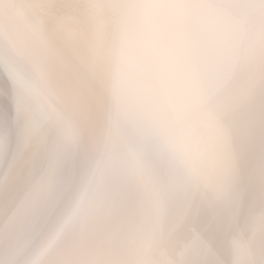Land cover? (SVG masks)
<instances>
[{"label":"bare ground","instance_id":"obj_1","mask_svg":"<svg viewBox=\"0 0 264 264\" xmlns=\"http://www.w3.org/2000/svg\"><path fill=\"white\" fill-rule=\"evenodd\" d=\"M0 264H264V0H0Z\"/></svg>","mask_w":264,"mask_h":264}]
</instances>
